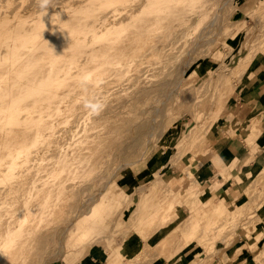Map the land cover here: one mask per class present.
<instances>
[{"label": "rangeland", "instance_id": "374dc122", "mask_svg": "<svg viewBox=\"0 0 264 264\" xmlns=\"http://www.w3.org/2000/svg\"><path fill=\"white\" fill-rule=\"evenodd\" d=\"M154 1L149 7L144 0H121L98 9L97 0H51L44 12L37 0H0V19L5 16L4 7L20 5L23 11L17 15L19 24L27 28L41 25L43 18L50 32L73 17H79L86 27L99 18L113 23L121 29L123 38L112 41L98 54L112 58L117 65H123L131 50L144 47L152 37L137 63L140 79L132 82L135 68L126 70L123 65L125 84L103 102L129 100L112 120L105 122L108 139L85 153L86 162L94 166L84 179L85 190L79 192L75 187L71 191L74 195L65 198L80 214L100 200L98 216L84 228H73L75 222L70 219L76 215H53L35 223L37 232L33 230L23 237L14 250L19 264H264V258L258 261L256 257L264 248V172L259 173L264 166V109L250 114L257 96L264 93V70L255 77L259 70L254 68L255 58L264 60V0H231L223 7L221 23L201 38L203 42L196 32L200 27L196 13L191 11L189 18L176 13L175 20L166 19ZM85 6L89 15L82 14ZM182 8L175 10L181 12ZM54 13L59 15L53 17L52 25L50 17ZM138 16L142 22L151 23L148 33L122 29ZM7 17L13 19V14ZM185 30L175 42L177 33ZM259 41L258 51H250ZM196 42L199 46L184 67L187 50ZM27 53L31 55H21L16 68L20 76L29 69L37 72L34 63L45 66L49 62L39 51ZM83 55L86 53L80 54L78 61ZM180 63L183 75L179 74ZM218 73L230 78V88L222 86L224 81H217ZM7 74L10 76L12 71ZM178 74L182 79L173 96L150 93L135 100L143 86L169 81ZM248 115L253 119L244 122ZM234 120L244 125L234 126ZM199 128L204 139L198 138L195 151L185 154L182 148H188L189 139ZM258 147L261 150L255 155ZM228 148L234 153L232 159L226 154ZM31 171L23 176L22 184L19 182L22 191L15 190L17 207L27 195L31 178H38L33 168ZM166 186L173 192L176 206L168 207L166 199L160 200ZM99 191L105 192L90 203ZM219 198L226 202L223 206H231L216 219ZM156 200L157 206L163 204L157 212L152 203ZM149 212L152 216L142 223ZM161 213L167 217L158 222ZM200 215H215L211 219L216 220L208 227L204 224L207 219ZM232 216L233 223L239 222L237 226L232 225ZM257 218L259 222L251 224ZM152 221L158 224L146 231L144 226L148 228ZM197 222L201 226L195 227ZM94 225L97 227L92 232ZM190 240L192 244L187 245Z\"/></svg>", "mask_w": 264, "mask_h": 264}, {"label": "bare ground", "instance_id": "6f19581e", "mask_svg": "<svg viewBox=\"0 0 264 264\" xmlns=\"http://www.w3.org/2000/svg\"><path fill=\"white\" fill-rule=\"evenodd\" d=\"M99 1L97 0L98 9L103 5L118 4L121 0H103L101 4ZM230 2L231 0L154 1L157 4V9L166 19L175 20L176 13H181L182 18H189L191 11L196 13L195 18L200 26L196 28V32L199 31V40L202 42L204 40L201 38H204L221 23L223 7L226 4L229 5ZM1 3L3 4V1ZM144 3L145 5L149 4L150 7L153 0H144ZM8 6L4 7L5 16L0 19V188H3L0 191V264H19L14 250L23 237L33 233V230L37 232V229L34 228L35 223L46 221L53 215H76L70 219L75 222L74 225H71L73 228H84L98 216L100 200L90 206L86 212L80 214L74 212L75 206L67 204L65 198L74 195L71 191L75 187L79 192L85 190L86 186L83 182L86 175L88 176V169L91 168L90 171L94 169V166L91 167L89 162H86L85 153L93 150L97 142L108 139L110 132L105 122L112 120L129 100L113 99L106 104L103 102L105 98L112 97L125 84V81L122 80L123 65L126 66V70L131 67L135 68L132 82L140 79V68H137V63L143 56L142 52L152 41V37L147 39L144 47L131 50L125 58L126 61L122 63L123 65H117V62H114L112 58L98 54L112 41L116 42L123 38L120 33L121 29H117L113 23H107L103 18H99L98 21L89 25L90 27H86L79 17H73L67 18L62 24H58L61 25L59 28L50 32L47 29V20H44L45 25L41 22V25L36 27L27 28L24 24L20 25L17 15L23 9L20 5H18L20 8L17 5H13L14 8ZM176 8H182L181 12L175 10ZM88 9L86 6L83 7L82 14L89 15ZM9 14H13V19H8ZM141 18L139 16L134 18L128 26L122 29L130 27V31L137 30L140 33H148L151 23L145 22L146 20L142 22ZM185 32L186 30L176 32L177 38L175 37L174 41L178 42ZM135 37L133 36V39H136ZM261 43L259 41V43L253 44L250 51L254 52L256 49L258 51ZM198 46L199 43L196 42L188 48L184 58V67L189 65L187 61L192 59ZM33 51H39L45 58H49L48 64L44 66L41 63H34L37 72L34 69H29V71H23L24 76H20V72L16 68L21 61V55L30 56L31 54L27 52L32 53ZM84 52L86 55L81 56L82 59L78 61L77 58ZM179 70L181 75L184 70L183 64ZM11 71L12 74L8 76L7 73ZM32 74L34 77L31 76ZM179 74L169 81L162 80L154 85L151 84L150 87L143 86L135 100L150 93H161L165 97L173 96L182 79ZM229 80L230 78L226 79L220 73L217 74V81H224L223 87L230 88ZM261 82L263 83L264 80ZM147 88H150V91H147ZM86 101L99 102L103 107L93 113L84 106ZM254 107L250 114L254 113L255 115L259 109H264V103L257 101ZM249 119L253 118L248 115L244 122ZM244 122L234 120L232 125L241 127ZM202 135L204 133L201 128L197 132H193L192 138L189 139L191 144L188 148L183 146L182 151L184 153L194 152L197 139H204ZM150 136L151 134H149ZM142 138L140 137L138 140ZM189 159L193 160V157H189ZM131 163L121 164V167L129 166ZM32 168L34 175H37L38 178H31L27 195L17 207L15 190L22 191L19 188V182L22 184L23 176L32 172ZM261 171L264 172V166L259 173ZM238 180L241 181L240 178ZM163 185L166 184L163 182ZM103 189H105L104 186ZM103 192L99 191L97 194H93L89 199L90 203L101 198ZM163 192V198L161 196L159 198L160 200L166 199L165 203L168 202L167 205L170 207L176 198L168 186ZM31 197L35 201L34 204H32ZM142 200L145 198L142 197ZM157 201H152L154 211L159 210L160 205L157 206ZM217 203L215 210L218 217L216 219L221 218L222 214L225 215V211L229 210L231 206L229 205L228 208L223 206L225 201L221 198ZM174 206L176 205L174 204ZM193 207L192 204L191 208ZM165 217L167 215L161 213L158 222L163 221ZM215 220H207L204 224L209 227ZM234 220L235 217L232 216V225L237 226L236 223L239 222L233 223ZM259 220L251 222V224H255ZM158 222L152 221L150 224L148 222V228L144 226L146 231ZM200 224L197 222L195 227L201 226ZM96 227L94 225L90 228L92 232ZM247 228V226L243 227L242 230ZM250 233L246 234L250 235ZM192 239L194 238L192 237ZM146 240L147 238H144L145 242ZM192 242L188 241L187 245H191ZM256 257H258V261L264 258V248Z\"/></svg>", "mask_w": 264, "mask_h": 264}, {"label": "crops", "instance_id": "0c3cea01", "mask_svg": "<svg viewBox=\"0 0 264 264\" xmlns=\"http://www.w3.org/2000/svg\"><path fill=\"white\" fill-rule=\"evenodd\" d=\"M263 58H255L254 59V61H255V70L257 71V70H259L258 71V73L256 74V76L255 77H257V76H259L261 73H262V71H261V69H263L264 70V60H262ZM257 101L259 102V103H264V93H261L260 95H258L257 96ZM263 101V102H262ZM244 103V102H243ZM263 131H264V128H263ZM242 143V140L240 141V144ZM229 145V147H230V145H232V143H229L228 144ZM240 145H239V143H238V147H239ZM240 150V149H239ZM242 150H247V149H245V147L244 146H242ZM261 150V147H258L257 149H256V151L254 152V154L255 155H257V153H258V151H260ZM238 151V150H237ZM246 153V152H245ZM227 156L229 157V158H233L234 156V153L231 151V149L230 148H228L227 149ZM175 194L177 193L176 191L174 192ZM161 203V202H160ZM160 203L158 204V206L160 205ZM226 203V202H225ZM161 205H163V204H161ZM161 205L159 206V208H161ZM145 211H148V210H144L143 212H145ZM157 212V211H156ZM152 214H153V212H149L148 213V215H146V217L143 219V221H142V223H145L146 222V219H148L149 217H151L152 216ZM143 216H145V215H143ZM201 216V218H206L207 220H209V219H211V218H213L214 217V215H200ZM213 216V217H212Z\"/></svg>", "mask_w": 264, "mask_h": 264}, {"label": "clouds", "instance_id": "9594fccd", "mask_svg": "<svg viewBox=\"0 0 264 264\" xmlns=\"http://www.w3.org/2000/svg\"><path fill=\"white\" fill-rule=\"evenodd\" d=\"M37 2H38V6L40 7V9L42 11H44V12L48 11L50 3H51V0H37ZM58 15H59L58 13H54V14L51 15L50 23L52 25H54V23H55L53 17H58ZM41 22L44 23V18L42 19ZM44 25H45V23H44ZM45 28H46V26H45ZM84 106L86 108L90 109L93 113L98 112L103 107V105L101 103L93 102V101H86Z\"/></svg>", "mask_w": 264, "mask_h": 264}]
</instances>
